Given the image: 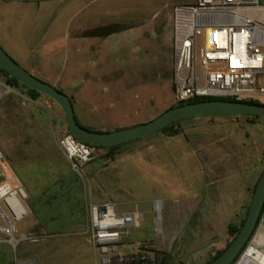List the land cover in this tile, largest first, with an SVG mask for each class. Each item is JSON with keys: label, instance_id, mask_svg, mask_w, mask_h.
<instances>
[{"label": "rangeland", "instance_id": "rangeland-1", "mask_svg": "<svg viewBox=\"0 0 264 264\" xmlns=\"http://www.w3.org/2000/svg\"><path fill=\"white\" fill-rule=\"evenodd\" d=\"M196 1L0 0V47L34 77L66 94L83 126L109 133L128 129L176 104L174 12ZM106 26L129 29L106 36ZM0 84L8 86L1 74ZM178 128L182 134L176 137L156 132L126 144L115 161L104 159L106 150H96L78 173L60 148L68 125L55 100L41 94L34 101L15 88L0 99L5 156L0 186L18 179L28 193L43 179L45 186H61L69 199L80 187L89 218L81 237L90 245L70 231L49 239L37 258L28 259L101 264L91 239L90 206L105 202L145 218L121 232L122 254L151 255L157 264L158 252L172 255L171 264H206L226 250L234 240L228 226L246 218L264 172V116L207 115L180 121ZM260 231L264 234V216ZM0 240L5 242L0 243L2 264L26 261L9 236L0 233ZM255 244L250 242L235 264H247Z\"/></svg>", "mask_w": 264, "mask_h": 264}, {"label": "built area", "instance_id": "built-area-1", "mask_svg": "<svg viewBox=\"0 0 264 264\" xmlns=\"http://www.w3.org/2000/svg\"><path fill=\"white\" fill-rule=\"evenodd\" d=\"M174 55L176 103L220 98L264 102V5L260 0H197L176 7ZM13 91L0 84V99ZM60 148L78 173L93 161L95 149L72 134L62 137ZM4 161L0 149V167ZM27 199V190L18 179L0 186V233L10 237L14 249L33 240L31 235L17 234L18 224L29 216ZM90 214L91 239L102 256L101 264H155L151 255L129 256L119 251L121 232L143 224L142 214L121 212L113 202L91 205ZM262 223L263 218L251 242L264 238Z\"/></svg>", "mask_w": 264, "mask_h": 264}, {"label": "water", "instance_id": "water-1", "mask_svg": "<svg viewBox=\"0 0 264 264\" xmlns=\"http://www.w3.org/2000/svg\"><path fill=\"white\" fill-rule=\"evenodd\" d=\"M7 2H42L47 0H3ZM0 66L26 86L55 100L64 110L68 130L79 141L93 147H115L146 138L167 126L189 118L207 115L264 116V105L235 101L209 100L172 108L155 120L136 127L110 133H100L81 126L76 118L71 99L31 73L23 69L0 47ZM264 212V172L256 187L246 221L231 245L209 264H234L243 249L252 239Z\"/></svg>", "mask_w": 264, "mask_h": 264}, {"label": "crops", "instance_id": "crops-1", "mask_svg": "<svg viewBox=\"0 0 264 264\" xmlns=\"http://www.w3.org/2000/svg\"><path fill=\"white\" fill-rule=\"evenodd\" d=\"M39 180L37 184L40 186L36 188L28 186L30 198L29 202H26V207L29 210V216L17 226L19 235L28 234L33 237V240L23 242L18 246L22 260L37 258L49 239L60 238L70 231L77 233L80 243L90 245L88 238L81 237L88 231L89 218L86 212L85 196L80 191V187L75 186L79 189L72 194V199H69L66 197L67 193L64 194L61 191V186H45L47 182L43 179ZM74 182L79 183L80 179H75ZM51 183L56 184V181ZM0 243L5 242L0 240ZM0 264H2L1 256Z\"/></svg>", "mask_w": 264, "mask_h": 264}, {"label": "trees", "instance_id": "trees-1", "mask_svg": "<svg viewBox=\"0 0 264 264\" xmlns=\"http://www.w3.org/2000/svg\"><path fill=\"white\" fill-rule=\"evenodd\" d=\"M106 31V36H110L114 33H117L119 31H122V30H127L129 29L128 27L126 28H121L120 30L119 29H116L117 27L115 26H106V27H103ZM100 29V28H99ZM102 29V28H101ZM96 32L97 31H94L93 34L96 35ZM0 74L1 76L3 77V79L5 80L6 84L15 88L17 91L19 92H22L26 95H28L31 99H33L34 101H38L39 97L41 94L43 93H40L34 89H31L30 87L26 86L25 84H23L22 82H20L19 80H17L15 77H13L10 73H8L6 70H4L1 66H0ZM62 92V91H61ZM209 100H224V101H235V102H243V103H248V104H256V105H264V102H259V101H254V100H239V99H227V98H220V99H196V100H192V101H189L187 103H176L172 108H176V107H179V106H182V105H186V104H190V103H197V102H202V101H209ZM171 108V109H172ZM249 116V115H247ZM254 118H261V116H252ZM77 118V116H76ZM77 121L78 123L83 126L80 121L78 120L77 118ZM179 122H175L169 126H167L166 128L162 129L159 131V133H163V134H166L167 136L169 137H176V136H179L182 134V130L178 128L179 126ZM255 123V122H253ZM84 128H87L89 130H92V131H95L91 128H88L86 126H83ZM99 132V131H97ZM68 133L71 134L68 130ZM100 133H109V132H100ZM126 145V144H125ZM125 145H121V146H115V147H93L96 150H106L107 151V154L106 156L104 157V159H107L108 161H115L116 160V157L119 156L121 154L120 150L122 149V147H124ZM95 154V153H94ZM94 157V155H93ZM94 160V158H93ZM258 185V183H257ZM256 185V187H257ZM256 190V189H255ZM254 196V195H253ZM250 209V207H249ZM248 216V213L246 214V218ZM263 216H264V212H263ZM262 216V218H263ZM246 218H244L240 224H230L228 226V234L233 237L234 239L238 236V234L240 233L245 221H246ZM262 220V219H261ZM252 239H250L249 243L251 242ZM234 241V240H233ZM232 241V242H233ZM231 242V243H232ZM231 243L229 244V246L231 245ZM249 243L246 245V247L243 249V251L241 252V254L244 252V250L247 248V246L249 245ZM228 246V247H229ZM225 250H221V251H218L216 253V255L214 257H212L206 264H209L211 263L212 261H214L215 259H217L220 255H222V253L224 252ZM240 254V256H241ZM161 255H163V257H161ZM239 256V257H240ZM239 257L237 258V260L235 261V263L238 261ZM172 259V255H166L165 253H158L156 254V262L157 264H171V260ZM234 263V264H235ZM13 264V263H11Z\"/></svg>", "mask_w": 264, "mask_h": 264}, {"label": "bare ground", "instance_id": "bare-ground-1", "mask_svg": "<svg viewBox=\"0 0 264 264\" xmlns=\"http://www.w3.org/2000/svg\"><path fill=\"white\" fill-rule=\"evenodd\" d=\"M157 208H160V204L157 206ZM264 248V238H260L257 240L254 247L250 248L248 253V260L247 264H264V252L261 251V249ZM245 255V256H246ZM245 258V257H244Z\"/></svg>", "mask_w": 264, "mask_h": 264}]
</instances>
